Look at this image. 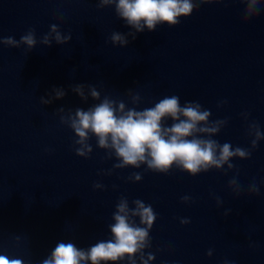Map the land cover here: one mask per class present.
<instances>
[{"label": "clouds", "instance_id": "obj_1", "mask_svg": "<svg viewBox=\"0 0 264 264\" xmlns=\"http://www.w3.org/2000/svg\"><path fill=\"white\" fill-rule=\"evenodd\" d=\"M226 0H98V7H114L116 16L122 19L133 31L127 34L112 32L111 43L115 46L126 47L128 37L136 38L138 33L145 29L152 32L158 25L167 24L174 27L181 22L182 17H190L201 5L225 3ZM246 7L243 10L242 22L254 20L262 9V0H240ZM71 34L65 35L57 24L50 25V30L39 40L40 44L50 47L55 41L64 45L71 41ZM38 41L34 28L29 29L19 40L12 36L0 37V45L11 48L26 46V51L36 47ZM87 88V93L85 92ZM82 101L89 98L98 103L87 110L76 108L67 114L63 107L57 111L60 121L67 125L74 133L75 154L82 158H89L93 147L89 143L92 137L96 138L97 147L107 152V158L118 161L113 169L134 168L146 166L147 171L168 174L173 167L195 177L210 170L232 171L236 165L233 159L247 160L264 140V132L255 121H249L250 113H242L247 122L246 134L250 137V147H233L229 142L221 144L213 137L217 136L228 120H212V112L203 108L198 101H185L181 104L176 95L165 96L152 107L138 110L135 105L141 102L138 93L128 91L134 107H127L123 100L112 99L92 85H76L72 88ZM54 95L48 99L41 97V104L47 105L53 99H62L66 92L63 89H53ZM227 101H222L221 107ZM171 120V125L166 121ZM226 166V169H225ZM237 175H238V169ZM107 174H111L109 171ZM128 179L139 182L142 175L132 173ZM94 189H103L104 185L95 183ZM232 192L239 196L242 186L234 177L228 183ZM248 195H259L260 188L253 182L248 186ZM183 203L191 202V197L183 196ZM130 207L127 197L121 196L112 214L114 223L109 225L111 238L97 241L87 249L78 248L72 241H59L40 264H151L155 254L145 250L151 248L150 232L157 219L153 207L140 199H135ZM217 207L222 201L216 199ZM230 212L226 210L224 215ZM138 221V222H137ZM180 223L187 225L190 220L181 218ZM252 246V245H250ZM213 251L208 250L211 257ZM0 264H25L23 258L9 255L0 247ZM224 264H230L225 261Z\"/></svg>", "mask_w": 264, "mask_h": 264}]
</instances>
